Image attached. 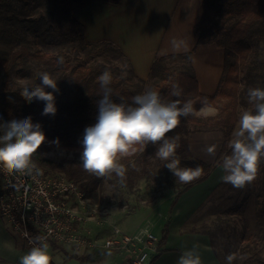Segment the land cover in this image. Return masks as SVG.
<instances>
[{"label":"trees","instance_id":"obj_1","mask_svg":"<svg viewBox=\"0 0 264 264\" xmlns=\"http://www.w3.org/2000/svg\"><path fill=\"white\" fill-rule=\"evenodd\" d=\"M51 1L0 0V44L7 41V38L22 43L15 50L12 49L14 45L10 47V51L6 47L4 50L0 48V122L31 116L33 123H40L47 140L33 159L43 175H65L79 186L86 198L98 202L106 181L115 180L122 187L132 189L138 181L152 174L155 160L157 164H162L161 160L155 158V145H137L133 154L120 158L126 168L125 179L121 182L115 174L110 179L97 177L85 171L81 163L56 164L46 157L54 151L82 154L84 131L86 127L96 123V102L102 94L98 77L105 70L112 73L110 86L113 89V99L117 102L123 97L130 103L132 97L149 88L158 90L168 100H174L177 97L170 95L173 85H179L183 90L179 99L192 100L197 111L201 107V100L207 98L216 113L186 119L182 117L180 125L168 134L180 137L177 154L181 167L201 166L204 169L199 178L187 183L184 191L176 194L172 202L174 206L183 192L207 180L215 166L192 157L189 138L200 132H221L224 144L218 160L222 155L229 154L228 141L241 111L248 108V88L258 84L264 87V58L260 57L262 43L264 44V0H204L202 18L194 28L197 36L194 49L188 53L156 58L147 81L135 76L131 62L115 44L109 41L90 43L85 40V27L75 20L73 11L92 0H61L53 9L50 8ZM106 1L119 4L122 0ZM48 13L66 15L69 25L67 37L76 50L74 65L60 63V59L39 49L33 51L27 45V31L24 28L28 25L36 28V37L46 34V39H50V22L45 20V14ZM34 14H40L41 17L34 19ZM213 44L224 50V70L215 95L208 96L199 91L192 59L200 46ZM81 51L85 54V59L78 56ZM30 64H46L49 67L48 73L53 77H61L56 80L59 92L54 93L57 107L55 116L42 115L44 102H27L20 95L23 88L35 86H25L19 82L23 70ZM128 71L132 79L127 75ZM57 138L59 145L50 143ZM164 178L165 181L174 180L169 179V176ZM227 186L228 190H235L232 194L235 197L226 209L215 211L214 215L219 217L213 222V228L200 221V228H190L189 224L183 230L210 235L221 264H226L225 257L229 253H237L233 264H264V159L251 182L242 188H232L229 183ZM223 215L228 218H223ZM169 227L170 222L162 231L159 240L161 250H164L167 243ZM52 245L57 250L61 248L56 242ZM158 256H153L152 264ZM51 264L57 263L52 259ZM81 264L87 262L83 260Z\"/></svg>","mask_w":264,"mask_h":264},{"label":"clouds","instance_id":"obj_2","mask_svg":"<svg viewBox=\"0 0 264 264\" xmlns=\"http://www.w3.org/2000/svg\"><path fill=\"white\" fill-rule=\"evenodd\" d=\"M170 50L173 53H187L190 42L183 37H173ZM168 51L161 50L160 55H166ZM60 63H63V58ZM112 80V73L108 70L98 77L102 94L96 102V123L86 127L81 141L83 169L97 177L109 179L115 174L123 182L126 168L120 158L133 154L137 145L145 147L153 144L157 149L155 158L166 162L164 167L174 174L178 182L189 183L199 178L204 172L203 167H181L177 154L180 137L168 134L180 125L182 117L186 119L212 111L207 98L201 100V107L197 111L192 100L179 99L183 90L179 85H173L170 95L177 97L174 100H168L158 90L149 88L132 97L130 103L123 97L117 102L113 99L110 86ZM39 81L33 87L23 88L20 95L27 102H44L42 115L55 116L57 107L54 93L59 92L57 81L48 72L40 73ZM247 102L250 107L241 111L228 141L230 153L222 155L218 161V167L224 173L222 182L235 188H242L251 182L264 159V87L248 88ZM46 140L42 125L33 123L31 116L0 122V166L9 173L33 178L43 175L33 157ZM50 143L59 145L60 141L57 138ZM217 148V145L211 144L206 147V153L215 157ZM30 243L32 247L20 257L19 264H51L47 238L37 235ZM225 259L226 264H233L237 253H229ZM176 264H203L201 245L193 244L191 248L183 249Z\"/></svg>","mask_w":264,"mask_h":264},{"label":"crops","instance_id":"obj_3","mask_svg":"<svg viewBox=\"0 0 264 264\" xmlns=\"http://www.w3.org/2000/svg\"><path fill=\"white\" fill-rule=\"evenodd\" d=\"M203 2L204 0H122L119 4H112L106 0H92L76 8L73 17L85 27L87 42L109 41L115 44L131 62L135 76L147 81L156 58L183 54V52H171V38H186L190 42L188 52L194 49L197 43L194 28L202 18ZM164 49H169L168 53L160 55L161 50ZM192 64L198 79L199 91L204 95H215L224 70V50L214 44L200 46L193 56ZM214 113L216 109L212 108L207 115ZM211 144L218 146L215 157L206 153V147ZM223 144L224 137L221 132L193 134L189 138L192 157L215 165L207 180L183 192L174 206L170 200H173L172 197L176 194L163 201L158 208L140 209L144 217L150 218V215L159 208H164L167 203L170 205L167 213V219H170L169 237L157 264H176L182 250L191 248L193 244L201 245L203 264H221L210 235L189 233L183 228L195 219L201 221L202 208L207 204L209 196L223 184L221 176L224 173L218 167V157ZM218 170H221L222 174L217 184L209 187L208 181ZM121 215V213H112L101 219L115 223L117 216ZM103 224L96 225L95 229L87 224L92 228L93 237L101 235L105 238L110 234L109 226ZM133 229L129 228L127 231ZM51 250L53 253L58 251L55 248ZM82 253L93 264L116 263L120 256L93 250Z\"/></svg>","mask_w":264,"mask_h":264},{"label":"rangeland","instance_id":"obj_4","mask_svg":"<svg viewBox=\"0 0 264 264\" xmlns=\"http://www.w3.org/2000/svg\"><path fill=\"white\" fill-rule=\"evenodd\" d=\"M61 0H52L50 2V8H54ZM35 15V14H34ZM45 20L50 22V39H46V34L40 35L39 37L35 36L36 28L34 26L28 25L24 28L27 31L26 40L27 45L33 50H41L43 53H48L50 56L56 57L57 59L63 58V62H68L74 65L76 56V50L73 46V43L70 38L67 37V33L69 31V25L64 13L59 14H45ZM34 19H39L41 17L40 14L33 16ZM5 42V43H4ZM50 42L52 44H50ZM22 43L13 42L10 38H7V41H3L0 44V48L4 50L6 47L8 51H10V47L13 46V50L17 49ZM79 57L85 59V54L81 51L78 54ZM261 59L264 58V44L262 43L261 51H260ZM22 73L21 78L19 79L20 84L25 86H33L36 85L39 81V74L42 72H49V67L46 64L34 65L30 64L26 67ZM127 75L132 79V75L130 71L127 72ZM55 80H60V76H54ZM255 87H262L260 84ZM144 92V90H143ZM142 92V93H143ZM247 107H250L248 104ZM210 113V112H208ZM207 115V113H204ZM212 115V114H211ZM51 161L56 162V164L61 163H70L77 162L82 163L81 155H75L74 153H69L66 151H54L46 155ZM162 164H157V160L154 161V165L152 166V174L148 177L138 181L134 188L122 187V185L113 180L106 181L103 187V192L100 196L98 202H93L91 199L86 198L89 212L92 213V210H96L94 216L97 220L103 218V215H100V212H103L105 209H109V214L112 213H121V216H117L116 224L120 226L124 231L129 228H134L135 230L138 226H144L151 224L153 233L156 237L160 239L162 235V231L165 228L166 224L170 222V219H167L168 210H170V205L167 203L164 208H159L157 211L148 216L144 217L142 214V207H151L158 208L163 201L172 197L173 195L184 191L187 183H180L176 180L174 174L166 167L165 161H161ZM167 169V170H166ZM222 174L221 170H218L212 178L208 181L209 187L215 186L218 182L219 176ZM169 176V179H173L175 181L169 180L165 181L164 177ZM48 177V176H46ZM64 177L67 179L65 175L59 177H50V178H60ZM171 181V182H170ZM227 183H224L218 188L216 192H213L208 199L207 204L204 206L203 211L201 212V221H203V225L209 224L210 228H213V222H215L219 216H215V211L220 212L221 210L226 209L231 205L235 195H232L235 190H228ZM234 188V187H232ZM227 189V190H226ZM172 198H175L173 196ZM174 200V199H173ZM170 200V202H173ZM58 203H65L70 207L77 206V200L74 197H69L66 199L57 200ZM212 213V214H210ZM214 215V216H213ZM223 218L225 215L222 216ZM225 218H228L227 216ZM98 222V221H97ZM112 223V222H111ZM89 224L92 228H96L99 223L96 222H81L72 224V226L77 227L79 229V233L81 235H87L88 230H92V228L88 227ZM109 226L111 230V226L108 222L105 223ZM190 224V225H189ZM189 227L198 229L201 227V222L198 220H194L189 223ZM9 228H8V227ZM100 226V225H98ZM104 226V224H103ZM132 231V230H131ZM127 231V232H131ZM187 232V231H186ZM195 233V232H189ZM98 238H103L101 235ZM106 238V237H105ZM50 239L49 243V251L52 256V259L57 264H81L83 260L87 262V264H93L92 261L88 260V257L85 256L82 252L93 250L98 253H111V252H101L99 250L92 249L90 247H79L74 245L73 243L60 244L56 241V244L60 245V250L56 251V253L51 252L52 242ZM31 246L28 242L16 234L9 226L7 220L0 213V264H19V259L22 255L26 254ZM86 249V250H84ZM115 254V253H114ZM76 255V256H71ZM159 256L155 258L154 264H157L160 260ZM83 257V258H82ZM123 257V259H121ZM118 260L116 263L112 264H122L127 256L120 255L118 256ZM153 258V257H152ZM151 258V259H152ZM152 264V263H151Z\"/></svg>","mask_w":264,"mask_h":264},{"label":"built area","instance_id":"obj_5","mask_svg":"<svg viewBox=\"0 0 264 264\" xmlns=\"http://www.w3.org/2000/svg\"><path fill=\"white\" fill-rule=\"evenodd\" d=\"M69 197L77 200V206L70 207L57 202ZM0 213L10 228L31 247L30 241L37 235H43L47 242L52 239L60 244L73 243L101 252L126 255L127 259L122 264H144L163 251L151 224L127 232L108 219L97 220L94 216L96 210L89 212L85 194L79 186L64 177L41 175L33 178L9 173L0 166ZM108 214L109 209L100 212L104 217ZM81 222H108L111 226L110 234L99 239L92 236V230H88L87 235H81L79 229L72 226Z\"/></svg>","mask_w":264,"mask_h":264},{"label":"water","instance_id":"obj_6","mask_svg":"<svg viewBox=\"0 0 264 264\" xmlns=\"http://www.w3.org/2000/svg\"><path fill=\"white\" fill-rule=\"evenodd\" d=\"M152 263V259H148L144 264H151Z\"/></svg>","mask_w":264,"mask_h":264}]
</instances>
